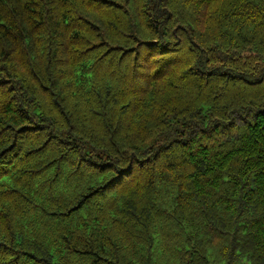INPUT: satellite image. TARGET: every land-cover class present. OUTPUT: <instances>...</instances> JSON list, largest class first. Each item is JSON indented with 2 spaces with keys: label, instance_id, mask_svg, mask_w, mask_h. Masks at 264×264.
Wrapping results in <instances>:
<instances>
[{
  "label": "trees",
  "instance_id": "16d2710c",
  "mask_svg": "<svg viewBox=\"0 0 264 264\" xmlns=\"http://www.w3.org/2000/svg\"><path fill=\"white\" fill-rule=\"evenodd\" d=\"M0 264H264V0H0Z\"/></svg>",
  "mask_w": 264,
  "mask_h": 264
}]
</instances>
